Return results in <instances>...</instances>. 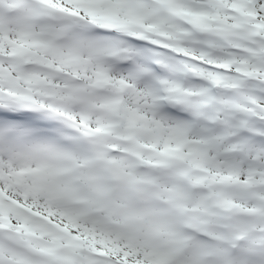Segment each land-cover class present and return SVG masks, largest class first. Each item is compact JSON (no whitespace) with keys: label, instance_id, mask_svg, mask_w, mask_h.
<instances>
[{"label":"snow or ice","instance_id":"snow-or-ice-1","mask_svg":"<svg viewBox=\"0 0 264 264\" xmlns=\"http://www.w3.org/2000/svg\"><path fill=\"white\" fill-rule=\"evenodd\" d=\"M0 264H264V0H0Z\"/></svg>","mask_w":264,"mask_h":264}]
</instances>
